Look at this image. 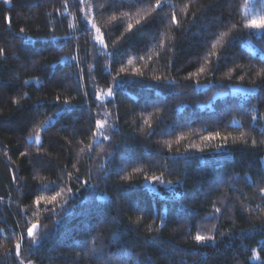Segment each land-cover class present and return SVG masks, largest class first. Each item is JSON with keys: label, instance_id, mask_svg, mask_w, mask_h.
<instances>
[{"label": "trees", "instance_id": "obj_1", "mask_svg": "<svg viewBox=\"0 0 264 264\" xmlns=\"http://www.w3.org/2000/svg\"><path fill=\"white\" fill-rule=\"evenodd\" d=\"M246 3L165 0L156 9L144 0L129 10L88 0L105 49L94 44L78 0H0V264L26 222L37 221L36 242L26 238L21 249L33 264H264V32L233 28L246 22ZM149 12L155 22L121 39ZM32 78L39 83H23ZM236 85L254 90L214 98ZM110 86L114 97L97 101L93 92ZM57 96L71 101L70 111ZM106 112L111 140L90 157L95 121ZM49 117L38 148L25 138ZM38 150L48 153L44 168L20 155ZM77 169L80 179H68ZM161 173L152 181L160 193H152L145 176ZM61 188L57 204H33ZM196 234L215 239L197 245Z\"/></svg>", "mask_w": 264, "mask_h": 264}, {"label": "snow or ice", "instance_id": "obj_2", "mask_svg": "<svg viewBox=\"0 0 264 264\" xmlns=\"http://www.w3.org/2000/svg\"><path fill=\"white\" fill-rule=\"evenodd\" d=\"M78 2L84 6L80 9V11L83 13L81 20L84 23H86L87 25H90V28L94 29V31H95V35L92 37L94 44H99L103 48L107 49V44L105 43L104 36L101 33V29L99 27H97V25L93 22L92 19L89 18L88 11H87L88 0H78ZM164 2H165V0H156V4L154 6H151V7H154L156 9H160ZM3 3L6 5H11L12 0H3ZM143 3H144V0H108L107 8L111 9V8H114L118 5L119 6H125L126 5V6H128L129 10H132L135 7H137L138 5H141ZM67 7H68L67 4H65L64 9L67 10ZM127 14L128 13L126 12L125 15H127ZM4 19H5V22L8 24V26L11 27V17L8 14H6ZM111 20L112 21H118L119 18L117 16H112ZM156 20H157V18L152 17L150 12L146 13L140 19L136 20L135 25H133L132 23L127 24V26L125 28V34H122L121 39H123L124 41L132 40L140 31H142L146 26L152 24ZM171 20H172V23L177 24V26H179L175 13L172 14ZM120 26H122V25H120ZM233 28H235V29L243 28V29H249V30H256V31L264 32V17H262L260 19L246 20V22L243 25H241V26L233 25ZM84 31L87 33L88 31H90V29L85 28ZM19 34L22 37L27 35L24 27H21L19 29ZM227 35H228L227 32L223 33L221 36V39H223V36H227ZM213 47H215V45H213ZM108 55H111V53H108ZM210 55H215V54L210 53ZM0 57L6 58L5 49L2 47H0ZM70 59L74 60L77 65L79 64V61L76 59V57H70ZM139 59L143 60L144 57H139ZM149 59H151V58H149ZM131 63H132V61L129 60V64H131ZM126 71L127 70L125 68L121 67L119 72H117L116 75L113 77V83L114 84L121 83L122 82L121 73H125ZM204 72H205V68L201 67L197 73L190 74V77H191V75H195L198 77L200 74H202ZM261 74H264V73H261ZM133 75H141L142 76L143 72L140 68H136ZM152 79L156 80V81H160L162 78L159 76H153ZM240 79L243 80V76H241ZM33 82L39 83V81L36 80L35 78L23 81V83L25 85H29ZM173 83H175V82L173 81ZM197 83H198V81H197ZM84 95L87 96L88 93L85 92ZM93 95L97 101L102 100V98H104V97L112 98L115 95V88L110 86L106 91H94ZM55 100L57 102H61L59 96L55 97ZM12 103L16 104L18 111H21V112L23 111V106L20 105L18 100H13ZM61 103L69 106L68 108L63 109V111L67 112V111L71 110L72 105H71L70 100L65 99ZM40 106H44L43 102H40ZM104 116H105V119H97L95 121V129L92 132L93 143L88 145L90 157L93 154L94 147L97 146L101 140H107V141L111 140V136L106 131V129L108 127H110V125L108 124V118H111L112 114L106 112V113H104ZM256 118H257L256 116L252 117L253 120H256ZM51 119L52 118L49 117L45 121L41 122L39 125H34V134H30L25 139L27 141L33 142L36 146H38V148H43L44 144H43L41 132L47 131V128L45 127V125H47ZM19 123L21 124L22 127H24L26 125L25 121H21ZM144 124L147 125L149 127V129H151L152 126L148 122V120H145ZM220 135L221 134L219 132H216L214 136H205V137H202V139L205 141L213 140V139L219 138ZM49 139H51V138H49ZM180 139H184V137L182 136V137H180ZM241 139H242V137H241ZM176 142L179 143V139ZM252 143H253V145H255L256 141L253 140ZM219 146L220 145H218V147ZM168 147L171 148V145L169 144ZM192 147L197 148V150H199L201 152L204 150L203 148H198V146H196V145H193ZM81 151L83 152L84 149H81ZM187 151H188V149H185V152H187ZM5 155L7 156L8 153L5 152ZM20 155L23 157L29 158L30 163H32L34 166L39 165L41 168L45 167V161H46V158L48 157L47 152H41L39 150L35 154L31 153L30 151H21ZM106 155H111V153H106ZM75 167H76L75 164H73V168H75ZM123 170H124V165L122 164L119 171H123ZM78 172H79V170L77 169V173L75 175L72 172H66L65 175L67 176L68 179L79 180L80 177L78 175ZM90 172H91V170H90ZM162 176H163V173H161V176H156V175L147 176L146 175L145 180L158 181V180H161ZM12 179L14 182L17 183L18 186L20 185V180L15 175H13ZM98 179H100V178H98ZM122 179H129V177H123ZM82 183L87 186L89 181L83 180ZM168 183H172V182L168 181ZM66 190L68 192L72 191L71 188H67ZM64 192H65V189L61 188V189L55 191V194H52V195H47V196L37 195L35 197V199L33 200V204L36 205L37 207H39L42 202L45 205H55L58 203V198L61 197L64 194ZM260 194L262 196H264V188L260 189ZM21 211L23 212V209H21ZM53 211H54V209H53ZM220 211L221 210L219 208L215 209L216 213H219ZM161 223H163V220H161ZM38 227H39L38 221L32 222L30 224H27V222H26V229L24 231H22L16 237V242L14 244V248L8 250V252L5 253V264H7L8 258L12 257V256L15 257L16 264H33V262L31 260H28L27 257L22 254L21 249H22V246H23L26 238L28 240H30L32 243L36 242V230L38 229ZM149 229L151 230V226H149ZM2 233H3V229H0V234H2ZM221 235H224V234L221 233ZM193 239L197 245H205L206 241L214 240L215 237L196 234L193 237Z\"/></svg>", "mask_w": 264, "mask_h": 264}, {"label": "rangeland", "instance_id": "obj_3", "mask_svg": "<svg viewBox=\"0 0 264 264\" xmlns=\"http://www.w3.org/2000/svg\"><path fill=\"white\" fill-rule=\"evenodd\" d=\"M243 15L245 17V20L260 19L264 17V0H247ZM252 31L256 33L259 32L256 30H252ZM94 35H95V31H94ZM198 87H204V86H198ZM253 90H254L253 88L240 86V85L230 86L228 90L216 92L214 98L216 97L222 98L229 94L246 95L247 93H250ZM145 185L150 189L152 193H160V190L158 189L159 184H153L152 181H147Z\"/></svg>", "mask_w": 264, "mask_h": 264}]
</instances>
